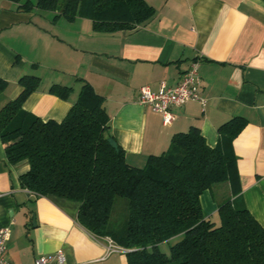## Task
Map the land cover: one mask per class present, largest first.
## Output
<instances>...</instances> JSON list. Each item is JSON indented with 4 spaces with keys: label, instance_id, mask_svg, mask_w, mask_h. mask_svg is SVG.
<instances>
[{
    "label": "crops",
    "instance_id": "0c3cea01",
    "mask_svg": "<svg viewBox=\"0 0 264 264\" xmlns=\"http://www.w3.org/2000/svg\"><path fill=\"white\" fill-rule=\"evenodd\" d=\"M143 1L154 10L151 20L106 34L92 31L88 19H54L56 12L22 10V0H0V79L8 83L0 108L21 92L20 77L35 76L39 88L23 109L60 122L85 82L104 98L109 133L136 168L165 152L173 135L193 127L215 147L217 128L241 117L246 125L232 142L239 196L264 229V1ZM195 60L203 104L174 108L173 119L163 124L161 114L137 103L141 87L175 86ZM52 85L70 88L68 100L50 94ZM4 149L0 141V228L9 229L10 264H33L57 250L66 264H126L124 252L108 255L106 241L77 223V203L21 189L18 179L29 166L9 164ZM232 199L228 184L204 191L203 217L218 226V206Z\"/></svg>",
    "mask_w": 264,
    "mask_h": 264
},
{
    "label": "trees",
    "instance_id": "16d2710c",
    "mask_svg": "<svg viewBox=\"0 0 264 264\" xmlns=\"http://www.w3.org/2000/svg\"><path fill=\"white\" fill-rule=\"evenodd\" d=\"M32 8L56 12L54 19L68 22L88 19L92 31L106 34L133 31L154 16L143 0H32L22 6ZM17 84L19 95L0 108V141L9 164L29 166L18 179L21 189L77 203V223L123 249L126 264H264V229L240 199L232 149L246 125L243 118L217 128L215 147L193 127L173 135L165 152L136 168L109 133L104 98L89 84H82L60 122L42 121L23 109L39 78L22 76ZM7 87L0 79V97ZM48 92L66 101L71 89L52 85ZM218 184H228L233 199L218 206L215 226L203 217L200 196ZM117 199L124 201L125 215L111 219ZM177 238L168 253L159 250Z\"/></svg>",
    "mask_w": 264,
    "mask_h": 264
},
{
    "label": "built area",
    "instance_id": "2783aa9c",
    "mask_svg": "<svg viewBox=\"0 0 264 264\" xmlns=\"http://www.w3.org/2000/svg\"><path fill=\"white\" fill-rule=\"evenodd\" d=\"M198 66L199 62L197 60L192 61L175 86L167 87L164 83H161L156 91H151L148 87H141L138 90L137 103L161 114L163 124H168L173 119L172 109L180 108L190 101L203 104ZM104 240L107 244L108 255L124 252L123 249L116 247L110 239L106 238ZM8 241L9 229L6 227L0 228V264H10L6 259ZM33 264H66V262L63 251L57 250L51 254L39 256Z\"/></svg>",
    "mask_w": 264,
    "mask_h": 264
},
{
    "label": "rangeland",
    "instance_id": "374dc122",
    "mask_svg": "<svg viewBox=\"0 0 264 264\" xmlns=\"http://www.w3.org/2000/svg\"><path fill=\"white\" fill-rule=\"evenodd\" d=\"M22 3H25V0H22ZM222 185V184H221ZM221 185H216V186H214V187H217V186H221ZM119 203H121V204H119ZM124 203V201L123 200H121V199H117V201H116V203H115V206H114V209H113V211H112V213H111V219H113V218H120V217H123L124 215H125V212L123 211V206H122V204ZM123 215V216H122ZM178 240V238L177 239H172V240H170L169 242H167V243H163V244H160L159 245V250L161 251V252H163V253H168V249H169V246H171L172 244H174L175 243V241H177Z\"/></svg>",
    "mask_w": 264,
    "mask_h": 264
}]
</instances>
